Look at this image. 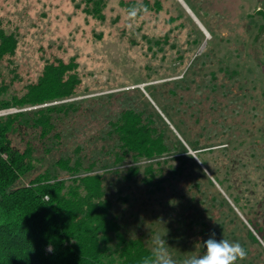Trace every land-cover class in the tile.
I'll return each instance as SVG.
<instances>
[{
	"label": "trees",
	"instance_id": "obj_1",
	"mask_svg": "<svg viewBox=\"0 0 264 264\" xmlns=\"http://www.w3.org/2000/svg\"><path fill=\"white\" fill-rule=\"evenodd\" d=\"M149 1L128 4L165 10L168 22H176L173 29L184 26L202 42L197 25L174 16L172 0ZM258 1L257 16L247 17H259L252 43L264 48V0ZM86 13L104 18L101 9ZM234 23L236 31L241 21ZM18 42L17 33L0 25V110L15 109L0 115V264H140L156 234L165 235L169 251L181 259L202 253L198 243L213 232L217 240L241 243L243 261L252 258L255 236L237 227L232 208L213 196L219 191L212 181L207 178L203 188V169L154 107H115L113 94L79 100L82 79L74 56L48 58L36 78L24 81L14 63ZM255 60L264 74V58ZM235 66L240 75L246 71ZM173 94L180 106L163 109L185 136L174 120H183L187 109L183 95ZM111 105L116 110L102 116ZM200 112L192 109L193 117ZM83 119L87 124L80 126ZM189 143L195 150L214 145ZM192 187L196 193L189 197Z\"/></svg>",
	"mask_w": 264,
	"mask_h": 264
},
{
	"label": "rangeland",
	"instance_id": "obj_2",
	"mask_svg": "<svg viewBox=\"0 0 264 264\" xmlns=\"http://www.w3.org/2000/svg\"><path fill=\"white\" fill-rule=\"evenodd\" d=\"M238 1L172 0L174 16L197 25L202 42L184 26L173 29L176 22H168L165 10L138 8L128 4L132 0H0V25L18 34L14 63L24 81L36 78L48 58L74 56L82 79L79 100L113 94L114 106L154 107L203 169V188L212 181L220 192L213 196L232 208L237 227L255 236L252 258L239 264H264V74L255 60L264 58V48L252 43L259 17H247L257 16L261 2ZM94 9L104 18L86 13ZM237 20L243 27L235 31ZM223 55L228 60L217 58ZM228 63L246 71L241 76ZM173 93L183 95L181 107L187 109L183 120L176 115L174 120L185 136L163 109L180 106ZM113 105L102 116L115 111ZM199 107L193 117L192 109ZM12 111L0 110V115ZM85 124L83 119L80 126ZM197 140L214 145L195 150L189 141Z\"/></svg>",
	"mask_w": 264,
	"mask_h": 264
},
{
	"label": "clouds",
	"instance_id": "obj_3",
	"mask_svg": "<svg viewBox=\"0 0 264 264\" xmlns=\"http://www.w3.org/2000/svg\"><path fill=\"white\" fill-rule=\"evenodd\" d=\"M164 236L156 234L150 237L151 252L141 259L140 264H237V261L247 257V251L241 243L225 238L217 240L213 232L208 239L198 243L203 249L202 253L176 259L169 251L171 247Z\"/></svg>",
	"mask_w": 264,
	"mask_h": 264
},
{
	"label": "crops",
	"instance_id": "obj_4",
	"mask_svg": "<svg viewBox=\"0 0 264 264\" xmlns=\"http://www.w3.org/2000/svg\"><path fill=\"white\" fill-rule=\"evenodd\" d=\"M197 19V18H196ZM199 21V20H198ZM203 28V27H202Z\"/></svg>",
	"mask_w": 264,
	"mask_h": 264
}]
</instances>
